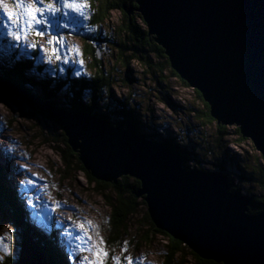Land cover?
<instances>
[{
	"label": "water",
	"instance_id": "95a60500",
	"mask_svg": "<svg viewBox=\"0 0 264 264\" xmlns=\"http://www.w3.org/2000/svg\"><path fill=\"white\" fill-rule=\"evenodd\" d=\"M148 34L171 68L198 91L218 125L237 127L264 160V0H135ZM0 85L56 121L67 143L97 181L141 182L155 227L201 259L264 264V211L232 192L224 173L189 169L172 149L147 139L134 124L112 127L100 116L58 108L7 81ZM163 95V94H162ZM163 101H173L163 95ZM22 228V226H21ZM21 245L17 264H47L44 251ZM32 240H29V239Z\"/></svg>",
	"mask_w": 264,
	"mask_h": 264
},
{
	"label": "rangeland",
	"instance_id": "374dc122",
	"mask_svg": "<svg viewBox=\"0 0 264 264\" xmlns=\"http://www.w3.org/2000/svg\"><path fill=\"white\" fill-rule=\"evenodd\" d=\"M90 1L87 0L88 8L84 10L88 16L87 24L92 16L89 17ZM5 2L11 6L13 0H5ZM69 16L76 20L73 13H69ZM56 19L63 22V17L60 15ZM0 22H7L3 14H0ZM86 23L82 25L86 27ZM124 24L123 16L118 12H113L110 19L101 27V31L112 40L117 37L119 29L123 28ZM56 31L59 36L63 37L66 48H60L57 45L61 60L57 61L53 58L51 63H46V56L40 52V48H49L47 40ZM81 31L83 29L69 24L58 30H45L46 34L43 38L30 35L28 42L35 41L37 44V48L32 50L24 47L10 48L9 45L14 42L6 37L5 30L0 26V76L1 71H9L8 68L14 67L15 62L12 55H16L18 61L30 60L37 65L45 66L44 72L51 79L65 75L66 70H70L73 76H76L75 78L90 75V61L86 58L83 41L77 33ZM96 46L108 48L106 52H100V60L105 64L107 71L118 77V83L113 91L114 99L120 101L128 97L133 98L130 101L137 104L136 114L141 125L140 130L147 132L154 126H162L167 130L161 134L164 138L177 137L179 133H183L184 136L181 139H185V146L193 148L198 159H201V150L208 147L202 138L206 135L210 138L209 134H215L218 124L217 122L206 124L204 115L207 110L196 90L184 85L167 67L163 66V70L159 71L158 66L163 64L162 59L150 56L153 65H157V67L150 68L128 58L127 62L130 66L128 69L120 61L116 48L108 46L106 42L96 44ZM70 49L77 50L79 55H75L69 51ZM64 59H67L68 63H63ZM3 61H6L4 65ZM57 63L60 65L58 74L54 69ZM31 76L32 73H29L28 77L31 78ZM127 78L130 82L126 81ZM1 80L4 79L1 78ZM162 94L175 102H172L175 108L163 101ZM59 99L62 100L61 97ZM98 105L96 113L112 116L115 103L107 96ZM66 106L63 104V107ZM146 109H151L152 113H145ZM111 119L112 122L118 121L116 118ZM191 121L199 125L201 131H187ZM226 127L231 129L226 140L229 160L234 157L237 161H241L242 156L245 155H251L255 160L258 155H261L250 139H245L234 131L237 127ZM61 133L63 130L56 121L46 120L23 99L15 95L12 98L0 95V163L3 175L10 187L11 197L13 194V202L14 199L17 200L16 205L22 208L23 215L28 218L30 223L28 226L32 230L48 235L51 229L55 230L60 242L59 254L66 258L68 264H80L84 256H88L89 259L93 258L88 252L77 248L81 242L76 237L82 235L78 227L80 223L90 224L93 230H90L88 235L92 236L93 242L102 238L109 256L121 257L123 264H126V261H123L124 256H130L134 261H143V264H168L165 258L169 239L161 233H156V227L147 222L145 219L147 207L146 210L145 207H141L129 218L128 230L120 243L110 245L108 236L110 235L109 223L112 211L106 202L105 195L112 197L111 189L105 185L99 186L89 179L75 159H71L70 163H65L63 156L67 148L60 138ZM208 157L209 155L201 160L208 171H214L210 165L212 161ZM236 171L232 168L230 176L235 177L239 182L236 178ZM29 180L33 182L31 185L28 184ZM241 187L245 192L246 187L242 185ZM13 213L18 216L15 208L8 206L6 212L0 214V237L11 235L12 239L5 240L4 243L10 244L13 252L12 256H8L0 250L3 264L17 262L21 249L18 251L16 246L21 237L25 250L30 252L32 247L18 226ZM96 228L99 229V237L94 231ZM51 235L56 237L54 233ZM125 242H127L126 245ZM83 246L86 247L87 242ZM124 247H127L126 253L121 251ZM189 250L179 255L172 264H195V259L190 255ZM74 251H79V256L73 255ZM106 264H113V262L109 259Z\"/></svg>",
	"mask_w": 264,
	"mask_h": 264
},
{
	"label": "trees",
	"instance_id": "16d2710c",
	"mask_svg": "<svg viewBox=\"0 0 264 264\" xmlns=\"http://www.w3.org/2000/svg\"><path fill=\"white\" fill-rule=\"evenodd\" d=\"M131 7L137 8L135 0H91L89 2V10L91 18L86 20L75 16L77 23L76 27L83 29L81 32H77L81 37L84 48L86 51V58L90 61L89 70L90 75H84L83 77L75 78L70 70H66L65 75L56 76V78L51 79L48 77L47 73L44 72L45 66L37 65L33 61H18L16 55H12L14 62L12 68L9 71H3L1 78L5 81L10 82L12 85L19 87L22 90L27 91L32 95H37L42 100H47L62 109L69 110L70 112H85L87 114L100 116L104 121L108 122L112 127L117 128L119 126H124L126 128L127 124H134L141 128L139 121L137 120V108L136 103L130 101L133 98L128 97L120 101L115 100L113 96V91L115 85L118 83V77L114 76L112 73L105 69V64L100 60V52L104 53L108 48H98L96 44L108 43V46L116 48L119 53L120 61L129 69L128 58L141 62L148 67H157L153 65V60L150 56L157 59H162L163 64L158 66L159 71L163 70L162 67L165 66L171 70V72L181 80V82L189 86L185 81H183L179 75L171 68L169 59L165 55L164 49L159 46L155 41L154 37H150L148 34L147 26L142 19V17L134 12L132 16L128 15L126 8ZM113 12L120 13L124 18V26L119 29L117 37L114 39H109L102 31L101 27L110 19ZM86 23V27L82 24ZM85 31V32H84ZM96 43V44H95ZM107 46V47H108ZM3 58V57H1ZM6 61H3V65ZM55 73L58 74L60 65L57 63L54 66ZM32 73L31 78L28 74ZM130 82V79H126ZM158 81V79H157ZM198 97L203 102L207 112L204 115L206 124L215 123V119L211 117L210 108L208 104L203 100L202 95L196 91ZM0 95L12 98L13 94L0 85ZM107 96L108 99L115 103L114 110L112 111V116H106V114L96 113L98 103L102 102ZM61 97L62 100L59 98ZM58 99V100H57ZM115 100V101H114ZM175 103V102H173ZM173 103L170 106L174 107ZM66 104V107H63ZM37 113H39L36 108L32 106ZM112 109V108H111ZM145 113H152L151 109H146ZM40 114V113H39ZM46 120L50 118L47 115H40ZM116 118L118 121L112 122L111 118ZM193 123V124H192ZM189 130L201 131L200 126L195 124L193 121L189 124ZM217 131L215 134H209V137L204 136L202 139L208 145L205 150L202 151L201 159L207 157L212 161L210 164L214 171H208L205 164L198 156L194 153L193 148H187L185 146V139H181L184 136L183 133H179L177 137H167L164 138L161 134L162 132H167L165 127H152L150 131L143 132L147 139L158 142L176 152L183 160L184 166L189 169H198L204 172H219L224 173L229 182L232 185V192H240L251 199L252 205L249 208V214L257 215L264 211V162L261 155H256L257 159H253L251 155L242 156L241 161H237L234 157L229 160L228 150H227V139L229 137V127L217 125ZM186 131V133H187ZM234 131L240 135L238 128H234ZM202 133L205 134L204 131ZM166 134V133H165ZM60 138L63 144L66 146L67 150L64 151L63 159L65 163H70L71 159H75L81 170L88 176L89 179L97 183V185L109 187L112 192V197L105 195L106 202L111 208V219H110V235L108 236V242L112 246L120 243V240L125 235L128 230L127 221L129 218L136 214L141 207H147L143 198H137L136 193L141 187V182L135 178L122 177L118 180L116 185L106 184L105 182L96 181L89 172L83 167L82 163L78 159V155L73 152L71 147L67 143V137L64 133H61ZM243 140V138H240ZM223 154V156H222ZM229 160V161H228ZM236 161V162H235ZM236 169V181L235 177L232 178L231 169ZM231 177V178H230ZM244 186L245 192L243 188ZM246 193V194H245ZM253 193V194H252ZM253 195V196H252ZM252 196V197H251ZM13 194L11 197L10 187L3 175L2 164L0 163V214L6 212V207L11 206L15 208L18 212L16 216V222L21 228L23 234H29L39 247L44 251L47 264H68L66 258L59 254L58 237L41 235L38 231L32 230L28 224V218L23 215V210L19 205H16L17 200L14 199ZM22 222H21V220ZM145 219L147 222L155 227L149 216L148 210L145 211ZM156 233H161L169 239V244L167 246L168 250L166 253L165 261L168 264H172L176 258L181 255L184 251L189 250V248L180 241H176L171 238L167 233L155 229ZM22 236V235H21ZM22 245V237L17 242V250L20 251ZM190 255L195 259V264H218L214 261L201 259L193 251L189 250ZM12 264H17L13 262Z\"/></svg>",
	"mask_w": 264,
	"mask_h": 264
},
{
	"label": "snow or ice",
	"instance_id": "6c2138e0",
	"mask_svg": "<svg viewBox=\"0 0 264 264\" xmlns=\"http://www.w3.org/2000/svg\"><path fill=\"white\" fill-rule=\"evenodd\" d=\"M88 8L87 0H13L11 6H9L5 0H0V14H3L7 18V22H0V26L5 30V35L14 44L9 47H24L26 49L35 50L37 44L35 41L28 42L30 35L43 38L47 29H61L67 27L69 24L75 25L76 20L69 16V13H73L83 20H88V16L85 13V9ZM60 15L63 17V22H60L56 17ZM49 48H40V52L46 56V63H51L55 58L57 61L61 60L59 54L60 48H66L63 42V37L59 36L58 31L50 35L47 40ZM75 55H79V52L75 49H70ZM63 63H68L67 59L63 60ZM62 71V69H61ZM79 75V73H77ZM33 182L28 181L31 185ZM82 232V235L76 237L81 243L77 245L80 251L88 252L93 258L89 259L88 256L82 257L80 264H106L111 259L113 264H123L121 257L109 256V252L105 248V241L100 238L93 242L92 236L88 235L91 229L90 224L80 223L78 225ZM97 237H99V229H94ZM11 235H5L0 237V250L5 255L12 256V248L10 244L4 243L5 240H11ZM87 242V246L83 245ZM127 242H125V245ZM122 253L127 252V247L122 248ZM79 251H74L73 255L79 256ZM123 261L126 264H143V261H134L130 256H124ZM0 264H3L2 258H0Z\"/></svg>",
	"mask_w": 264,
	"mask_h": 264
}]
</instances>
